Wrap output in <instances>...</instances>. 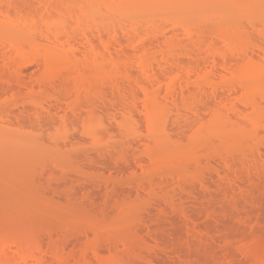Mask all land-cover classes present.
I'll use <instances>...</instances> for the list:
<instances>
[{
    "label": "rangeland",
    "instance_id": "rangeland-1",
    "mask_svg": "<svg viewBox=\"0 0 264 264\" xmlns=\"http://www.w3.org/2000/svg\"><path fill=\"white\" fill-rule=\"evenodd\" d=\"M0 1V264H264V0Z\"/></svg>",
    "mask_w": 264,
    "mask_h": 264
},
{
    "label": "bare ground",
    "instance_id": "bare-ground-1",
    "mask_svg": "<svg viewBox=\"0 0 264 264\" xmlns=\"http://www.w3.org/2000/svg\"><path fill=\"white\" fill-rule=\"evenodd\" d=\"M85 1V0H84ZM160 1V0H159ZM170 1V0H169ZM174 1V0H173ZM189 1V0H188ZM263 1V0H262ZM20 2V1H19ZM44 2V1H43ZM139 2V1H138ZM148 2V1H147ZM155 2V1H154ZM162 2V1H161ZM203 2V1H202ZM255 2V1H254ZM137 3V2H136ZM141 3V2H140ZM149 3V2H148ZM156 3V2H155ZM169 3V2H168ZM173 3V2H172ZM147 4V3H146ZM158 4V3H157ZM167 4V3H166ZM261 4V3H260ZM263 4V3H262ZM3 5H5L6 6V9L4 10V7H3ZM23 5V4H22ZM45 5V4H44ZM80 5V4H79ZM111 5V4H110ZM145 5V4H144ZM143 5V6H144ZM150 5V4H149ZM152 5V4H151ZM155 5V4H154ZM160 5V4H159ZM164 6H165V4H163ZM253 5H254V3H253ZM139 6H141V5H139L138 4V7ZM142 6V7H143ZM156 6V5H155ZM158 6V5H157ZM162 6V5H161ZM264 6V5H263ZM3 7V8H2ZM12 7V8H11ZM30 7V6H29ZM78 7H80V6H78ZM173 7V6H172ZM21 7H19V5H13V4H11V3H5L4 1H0V12L2 11V9L4 10V14H2L3 15V17H4V19H5V21H7L8 23H10V25L11 26H13L14 28H17V29H20L21 30V28H22V26H23V28L24 29H27L29 26L31 27V25H33L34 23V19L33 18H30L29 17V15L27 14H25L26 16H27V18L29 17V19H32V20H29V19H22V18H20L19 19V21L17 22V18L18 17H16V15H18V13H19V11L21 10L20 9ZM36 8V7H35ZM76 8V7H75ZM74 8V9H75ZM155 8V7H154ZM180 8V7H179ZM183 8V7H182ZM263 8V7H262ZM70 9V8H69ZM73 9V10H74ZM80 9V8H79ZM83 9V8H82ZM99 9V8H98ZM116 9V8H115ZM139 9H140V7H139ZM147 9V8H146ZM157 9V8H156ZM156 9H154V10H156ZM81 10V9H80ZM111 10V9H110ZM141 10V9H140ZM143 10V9H142ZM154 10H152V11H154ZM13 13H12V12ZM40 11H42V10H40ZM85 10H83V12H84ZM95 11H96V9H95ZM136 11H138V10H136ZM159 11V10H158ZM199 11V10H198ZM16 12H17V14H16ZM70 12V11H69ZM81 12V11H80ZM115 12V11H114ZM113 12V13H114ZM147 12V11H146ZM149 12V11H148ZM191 12V11H190ZM26 13V12H25ZM67 13V12H66ZM75 13V12H74ZM74 13H73V15H74ZM108 13V12H107ZM141 13V12H140ZM143 13H144V11H143ZM171 13V12H170ZM194 13V12H193ZM14 14V15H13ZM122 14V13H121ZM191 14V13H190ZM20 15H21V12H20ZM20 15H18V16H20ZM73 15H71V16H73ZM200 15V14H199ZM206 15V14H205ZM208 15H210V14H208ZM219 15V14H218ZM13 16V17H12ZM30 16H32V15H30ZM75 16V15H74ZM77 16V15H76ZM145 16V15H144ZM21 17H23V18H25V16L23 15V12H22V15H21ZM155 17H158V16H155ZM190 17H192V16H190ZM189 17V18H190ZM202 17V16H201ZM208 17V16H207ZM210 17V16H209ZM212 17V16H211ZM260 17V16H259ZM13 18V19H12ZM35 18V17H34ZM42 18V17H41ZM86 18V17H85ZM151 18V17H150ZM159 18H160V16H159ZM173 18V17H172ZM203 18V17H202ZM16 19V20H15ZM22 19V20H21ZM88 19V18H87ZM141 19H143V18H141ZM146 19V18H145ZM165 19V18H164ZM182 19V18H181ZM201 19V18H200ZM204 19V18H203ZM202 19V20H203ZM212 19V18H211ZM220 19H221V17H220ZM259 19V18H258ZM15 20V21H14ZM104 20V19H103ZM163 20V19H162ZM197 20H199L198 18H197ZM210 19H208V21H209ZM222 20H223V18H222ZM35 21H36V19H35ZM43 21V20H42ZM47 21V20H46ZM77 21H78V19H77ZM81 21V20H80ZM83 21V20H82ZM181 21V20H180ZM214 21H216V20H214ZM103 22V21H102ZM154 22H156V21H154ZM187 22V21H186ZM210 22H211V20H210ZM218 22V21H217ZM216 22V23H217ZM33 23V24H32ZM37 23V22H36ZM90 23V22H89ZM197 23V22H196ZM203 23V22H202ZM207 23V22H206ZM228 23V22H227ZM264 23V22H263ZM103 24V23H102ZM118 24V23H117ZM121 24V23H120ZM150 24V23H149ZM195 24V23H194ZM209 24V23H208ZM105 25V24H104ZM148 25V24H147ZM192 25V24H191ZM219 25V24H218ZM242 25V24H241ZM240 25V26H241ZM249 25V24H248ZM35 26V25H34ZM34 26H32V27H34ZM89 26V25H88ZM122 26V25H121ZM212 26V25H211ZM31 27V28H32ZM147 27V26H146ZM186 27H187V25H186ZM206 27H208V25L206 26ZM210 27V26H209ZM22 28V29H23ZM59 28V27H58ZM62 28V27H61ZM120 28V27H119ZM183 28H185V27H183ZM188 28H190V27H188ZM214 28V27H213ZM218 28V27H217ZM123 29V28H122ZM207 29H209V28H207ZM222 29V28H221ZM228 29V28H227ZM1 30V29H0ZM27 30H29V29H27ZM58 30V29H57ZM57 30H53L54 31V33L57 31ZM117 30V29H116ZM188 30V29H187ZM212 30V29H211ZM213 30H215V29H213ZM217 30V29H216ZM219 30V29H218ZM224 30V29H223ZM243 30V29H242ZM30 31H31V29H30ZM59 31V30H58ZM66 31V30H65ZM105 31V30H104ZM210 31V30H209ZM246 31V30H245ZM244 31V32H245ZM37 32V31H36ZM98 32V31H97ZM124 32V31H123ZM122 32V33H123ZM228 32V31H227ZM25 33V32H24ZM121 33V34H122ZM145 33V32H144ZM147 33V32H146ZM209 32H207V33H205V34H208ZM232 33H234V31L232 32ZM30 34V33H29ZM52 34H53V32H52ZM56 35L55 36H57L56 37V41H57V43L56 44H54L55 46V49L56 50H61L62 52L64 51V49H65V42L64 41H62V39H61V37H59L60 36V34H57V33H55ZM114 34H117V33H114ZM151 34V33H150ZM201 34H203V32L201 33ZM210 34V33H209ZM208 34V35H209ZM217 34V33H216ZM215 34V35H216ZM225 34V33H224ZM249 34V33H248ZM54 35V34H53ZM124 35V34H123ZM146 35H148V33L146 34ZM152 35V34H151ZM150 35V36H151ZM228 35V34H227ZM232 35V34H231ZM252 35H254V34H252ZM44 36V35H43ZM46 36V35H45ZM52 36V35H51ZM99 36V35H98ZM47 37V36H46ZM48 37H49V35H48ZM60 39H59V38ZM68 37V36H67ZM117 37V36H116ZM115 37V38H116ZM221 37H222V35H221ZM232 37V36H231ZM17 38V37H16ZM38 38V37H37ZM45 38V37H44ZM49 38H51L52 40H53V38L52 37H49ZM48 38V39H49ZM66 38V37H65ZM99 38V37H98ZM197 38V37H196ZM204 38V37H203ZM220 38V37H219ZM226 38V37H225ZM248 38V37H247ZM5 39V38H4ZM3 39V40H4ZM39 39V38H38ZM42 39V38H41ZM69 39V38H68ZM117 39H119V38H117ZM148 39V38H147ZM212 39V38H211ZM213 39H214V37H213ZM218 39V38H217ZM221 39V38H220ZM223 39V38H222ZM229 39V38H228ZM237 39V38H236ZM193 40V39H192ZM195 40V39H194ZM227 40V39H226ZM225 40V41H226ZM250 40V39H249ZM262 40V39H261ZM100 41H102V40H100ZM104 41V40H103ZM120 41V40H119ZM122 41V40H121ZM201 41V40H200ZM199 41V42H200ZM217 41V40H216ZM232 41V40H231ZM17 42V41H16ZM19 42H20V40H19ZM52 42V41H51ZM55 42V41H54ZM94 42V41H93ZM105 42V44L107 43V41H104ZM220 42V41H219ZM230 42V41H229ZM246 42H248V41H246ZM255 42V41H254ZM258 42H259V40H258ZM53 43V42H52ZM51 43V44H52ZM145 43V42H144ZM197 43V42H196ZM227 43V42H226ZM249 43V42H248ZM3 44V43H2ZM21 44V43H20ZM23 44V43H22ZM50 44V45H51ZM69 44V43H68ZM71 44V43H70ZM69 44V45H70ZM78 44V43H77ZM76 44V45H77ZM103 44V43H102ZM146 44V43H145ZM192 44H193V42H192ZM202 44V43H201ZM200 44V45H201ZM217 44V43H216ZM237 44V43H236ZM251 44V43H250ZM118 45H120V44H118ZM208 45V44H207ZM0 46H2V45H0ZM6 46V45H5ZM93 46L94 45H92L91 46V49H92V52L93 53H95L96 52V48H97V46H96V48L94 47L93 48ZM103 46H104V44H103ZM194 46H195V44H194ZM203 46V45H202ZM217 46V45H216ZM222 46H224V45H222ZM227 46H229V45H227ZM11 47L13 48V49H15L16 50V52L18 51V52H22L23 53V49L21 48V46H19V44H16V43H12L11 44ZM53 47V48H54ZM71 47V48H70ZM70 47L69 48H66V50L67 51H73L74 52V47H72L71 45H70ZM185 47V46H184ZM200 47V46H199ZM219 47V46H218ZM217 47V48H218ZM10 48V47H9ZM8 48V49H9ZM79 48V47H78ZM121 48H122V46H121ZM201 48V47H200ZM204 48H206V46L204 47ZM225 48H226V46H225ZM82 49V48H81ZM91 49H89L90 51H91ZM107 49V48H106ZM110 49V48H109ZM176 49V48H175ZM203 49V48H202ZM253 49V48H252ZM258 49V48H257ZM65 50V51H66ZM76 50V49H75ZM80 50V49H79ZM89 50H87L88 52H90ZM206 50V49H205ZM226 50V49H225ZM238 50V49H237ZM14 51V50H13ZM25 51V50H24ZM86 51V52H87ZM109 51V50H108ZM224 51V50H223ZM246 52H247V50H245ZM61 52V53H62ZM85 52V51H84ZM91 52V53H92ZM100 52V51H99ZM186 52V51H185ZM205 52V51H204ZM218 52V51H217ZM222 52V51H221ZM227 52V51H226ZM231 52V51H230ZM151 53V52H150ZM163 53V52H162ZM207 53V52H206ZM219 53V52H218ZM224 53V52H223ZM232 53H236V52H234V50H233V52ZM232 53H231V55H232ZM238 53V52H237ZM252 53V52H251ZM256 53H258L257 51H256ZM17 54V53H16ZM20 54V53H19ZM25 54V53H24ZM74 54V53H73ZM85 54V53H84ZM88 54V53H87ZM90 54V53H89ZM89 54L87 55V56H89ZM108 54V53H107ZM115 54V53H114ZM149 54V53H148ZM168 54V53H167ZM187 54V53H186ZM229 54V53H228ZM248 54V53H247ZM18 55V54H17ZM20 55H23V54H20ZM29 55H30V53H29ZM32 55V54H31ZM33 55H34V53H33ZM83 55V54H82ZM86 55V54H85ZM92 54H90V56H91ZM105 55V54H104ZM116 55V54H115ZM203 55V54H202ZM221 56H222V58H223V55L222 54H220ZM234 55V54H233ZM246 55V54H245ZM259 55H261V54H259ZM25 55H23V58H25L24 57ZM74 56V55H73ZM77 56V55H76ZM112 56V55H111ZM189 56V55H188ZM237 56V55H236ZM242 57L244 56V54L243 55H241ZM254 56V55H253ZM3 57V56H2ZM118 57H119V55H118ZM150 57H151V54H150ZM156 57V56H155ZM170 57V56H169ZM179 57V56H178ZM233 57H235V55L233 56ZM238 57H240V55H238ZM264 57V55L262 56V58ZM4 58V57H3ZM71 58V57H70ZM111 58H113V56L111 57ZM136 58V57H135ZM154 58V57H153ZM163 58V57H162ZM165 58H166V56H165ZM224 58H226L227 59V57H225V55H224ZM223 58V59H224ZM236 58V57H235ZM248 58V57H247ZM1 59V58H0ZM22 59V58H21ZM106 59V58H105ZM122 59V58H121ZM123 59H124V57H123ZM139 59V58H138ZM149 59V58H148ZM168 59V58H167ZM200 60H201V58H199ZM234 59V58H233ZM258 59H260V57L258 58ZM3 60H5V59H3ZM33 60V59H32ZM86 60V59H85ZM106 60H108V59H106ZM111 60H117L116 58H113V59H111ZM137 60V59H136ZM171 60V59H170ZM225 60V59H224ZM223 60V61H224ZM264 60V59H263ZM6 61V60H5ZM27 61H29V60H27ZM93 61V60H92ZM222 61V60H221ZM242 61V60H241ZM261 61V60H260ZM108 62V61H107ZM114 62V61H113ZM120 62V61H119ZM138 62H140V61H137V63ZM153 62H154V60H153ZM211 62V61H210ZM215 62V61H214ZM226 63L224 64V63H222L223 65H221V64H219V65H221L222 67H223V69H224V71H225V69L227 70V71H231L232 73H233V75L235 74V75H237L238 76V74L240 73H245L244 71H246V72H249V73H251L252 75H258L260 72H263L264 71V68H262L260 65H261V63H259V64H257L256 62H254V61H247L246 62V64L245 65H242V66H240V67H232L231 66V62H230V60L229 61H225ZM228 62H230V63H228ZM235 62V61H234ZM117 63V62H116ZM127 63V62H126ZM168 63V62H167ZM171 63V62H170ZM177 63V62H176ZM179 63V62H178ZM195 63H197V62H195ZM221 63V62H220ZM241 63V62H240ZM96 64V63H95ZM112 64V63H111ZM181 64V63H180ZM215 64V63H214ZM217 64V63H216ZM216 64H215V66H216ZM114 65V63L112 64V66ZM123 65H124V63H123ZM126 65V64H125ZM161 65V64H160ZM241 65V64H240ZM264 65V64H263ZM135 66V65H134ZM166 66V65H165ZM168 66V65H167ZM188 66V65H187ZM200 66V65H199ZM218 66V65H217ZM216 66V67H217ZM220 66V67H221ZM92 67H93V65H92ZM114 67V66H113ZM117 67V66H116ZM119 67V66H118ZM117 67V68H118ZM121 67V66H120ZM140 67V66H139ZM194 67V66H193ZM138 68V67H137ZM153 68V67H152ZM180 68V67H179ZM195 68V67H194ZM202 68V67H201ZM206 68H208V67H206ZM96 69V68H95ZM123 69V68H122ZM178 69V68H177ZM209 69V68H208ZM116 70V69H115ZM126 70V69H125ZM154 69H152V71H153ZM181 70H183V68L181 69ZM185 70V69H184ZM194 70V69H193ZM94 71V70H93ZM117 71V70H116ZM127 71V70H126ZM143 71V70H142ZM145 71H147V69L146 70H144V72ZM151 71V70H150ZM189 72H191L190 70H188ZM217 71V70H216ZM118 72V71H117ZM195 72V71H194ZM204 72V71H203ZM215 72V71H214ZM126 73V72H125ZM178 73V72H177ZM182 73V72H181ZM206 73V72H205ZM216 73V72H215ZM123 74V73H122ZM145 74H147V73H145ZM173 74V73H172ZM175 74V73H174ZM178 74H180V73H178ZM188 75H189V73H187ZM229 74V73H228ZM263 75H264V73H262ZM142 75V74H141ZM140 75V76H141ZM149 75V74H148ZM204 75V74H203ZM221 75H223V74H221ZM114 76V75H113ZM172 76H174V75H172ZM176 76V75H175ZM174 76V77H175ZM179 76H181V75H179ZM202 76V75H201ZM206 76V75H205ZM204 76V77H205ZM232 76V75H231ZM262 76V75H261ZM146 77L148 78V76L146 75ZM174 77H172V78H174ZM177 77H178V75H177ZM209 77V76H208ZM226 77V76H225ZM144 78H145V76H144ZM170 78H171V76H170ZM182 78V77H181ZM149 80V79H148ZM159 80V79H158ZM203 80V79H202ZM201 80V81H202ZM206 80H208L207 78H206ZM211 80V79H210ZM260 80V79H259ZM153 81V80H152ZM174 81H176L175 79H174ZM174 81H172V83L174 82ZM204 81V80H203ZM261 81V80H260ZM168 82H170L169 84L168 83H166V88H168V90L167 91H171V86L172 85H170L171 84V81H168ZM210 82V81H209ZM155 83V82H154ZM160 83V82H159ZM205 82H203V84H204ZM215 83V82H214ZM168 84V85H167ZM179 84V83H178ZM170 85V86H169ZM187 85V84H186ZM237 85V84H236ZM167 86H169V87H167ZM210 86H211V83H210ZM218 87V86H217ZM204 88V87H203ZM209 88H211V87H209ZM173 89V88H172ZM195 89V88H194ZM146 90H148V89H146ZM197 90H198V88H197ZM251 90V88H249L248 89V91H250ZM194 91V90H193ZM200 91V90H199ZM194 92H196V91H194ZM255 95V94H254ZM264 100V99H263ZM247 101V100H246ZM234 102V101H233ZM242 103V102H241ZM253 105V104H252ZM219 106H221V105H219ZM218 112V111H217ZM214 121V120H213Z\"/></svg>",
    "mask_w": 264,
    "mask_h": 264
}]
</instances>
